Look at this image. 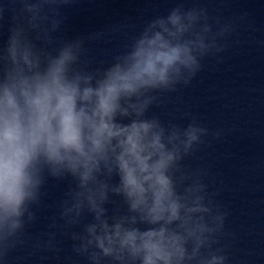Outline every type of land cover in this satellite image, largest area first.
I'll return each instance as SVG.
<instances>
[{"label":"clouds","instance_id":"1","mask_svg":"<svg viewBox=\"0 0 264 264\" xmlns=\"http://www.w3.org/2000/svg\"><path fill=\"white\" fill-rule=\"evenodd\" d=\"M11 3L0 5V21L12 13L0 48V264L24 245L49 179L67 187L36 248L58 251L59 233L87 264H227L229 213L206 170L184 163L222 131L146 114L206 58L222 61L233 23L178 4L92 67L86 43L102 31L56 35L71 0Z\"/></svg>","mask_w":264,"mask_h":264}]
</instances>
